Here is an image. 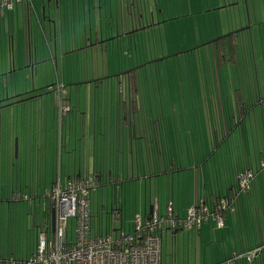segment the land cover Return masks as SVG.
<instances>
[{
    "label": "crops",
    "instance_id": "crops-1",
    "mask_svg": "<svg viewBox=\"0 0 264 264\" xmlns=\"http://www.w3.org/2000/svg\"><path fill=\"white\" fill-rule=\"evenodd\" d=\"M204 1L205 2H203V0H33L29 5L26 3V0H21L19 2L15 1L11 8L0 9V82H7L8 75L14 77L11 83L12 93H19L20 91L21 93L9 98L13 99L14 103H22L28 100H34L35 98L37 99V97L44 95V93L41 92L33 93L35 91L33 81L35 77H37L40 83H43L44 76L50 72L52 67L55 68L56 73L59 68H61L63 72H67L68 70L65 68L68 69L75 66L72 70L74 71L76 69H81V65L84 63V66H92V71H90L92 75H116V79H119L122 74L130 72V69H141V65L147 63L144 62V60H140L141 52L148 58L147 60L153 61V59H157L154 60L156 62H158V57L163 58L162 55L165 51L169 54L170 50L167 43L169 42L171 33L174 31L173 36H175L179 31L177 38L186 34L189 35L188 28L192 29L194 27V22L191 20L195 19L197 15L196 29L193 33L190 32L191 35L194 36L193 39H199L202 42L209 41L210 43L218 37L232 34L234 42L237 43L235 52H238L236 47L242 44L244 50L248 52V57H246L243 52L242 56L249 60V62L242 66L237 53V63L232 67H228L229 69H226L230 82L229 94L227 96L224 94L226 93L224 89H218L217 95L212 94L211 96L209 92H205L209 90L205 88L204 75H210L209 79L213 77L211 69H215V66L211 68L209 65L204 66L200 63L198 69L200 75L203 77L201 84L203 88L201 93L203 97V113L206 112L205 107L210 104L214 106V108H217L218 115L222 116L227 114L228 110L224 113V108L229 106L228 100H232V90L235 87L241 88L244 94L251 99V95L257 93L258 89L259 94H257V98H260V100L255 102V105L260 107L258 109L254 107V116L251 113L252 111H249L248 118L246 117L244 120L246 123L245 135L250 132L255 142H257L256 138H262V142L264 143V112L262 105L264 101V0H262L263 4L260 0ZM209 1L211 5H209ZM240 2L242 3L241 7ZM220 9H224L226 12L222 20H219L214 13L210 14V12H215ZM229 11L232 14L231 17L228 15ZM253 19H255L254 22L252 21ZM206 21L208 22L206 23ZM231 25L234 26L230 27ZM222 27H225L226 30H221ZM200 50L201 47L198 51H195L197 56ZM209 50H211V47H209ZM120 53L122 55H120ZM160 53H162L161 56ZM204 55L207 56L206 53H204ZM121 56L123 58H129L130 61H122ZM117 57L120 60L115 65L112 59ZM258 57H260V62L257 63ZM134 59L136 61H134ZM137 59H139V61H137ZM11 60L14 62L13 65ZM260 63L263 68L262 74L259 70ZM29 66H32L31 70ZM114 66L118 67L117 71L113 70ZM13 68L15 69L13 70ZM140 71L141 70L137 72L139 73ZM18 73H25L29 76L31 73L33 74L31 81L26 77L27 81L30 82V87H26L25 91L20 90L21 87L18 85V81L15 78ZM214 73H216V71ZM108 79H110V77H108ZM92 80L91 82L96 87L103 82L102 78H93ZM57 83H64L65 85L64 78H62L61 82L57 79ZM25 84H27L26 81ZM50 85L41 86L36 90H40L41 88L47 91H50V89L55 90L54 99L44 101L46 105L44 125H47V127L48 124H53V127L57 126L55 133L56 137L53 138L54 145H52L50 141L51 129L48 130V128H45V131L47 129L48 135H44V147L41 146V143L37 150L35 147H29L27 142L24 141V135L22 136L23 139L21 138V153L19 151L20 139L18 137V146L16 147V156L22 155V160L20 161L21 168H27L30 164V169H37L39 171L42 168L44 170L43 184L45 189L52 185L54 180L58 177L60 179L64 177L67 180L71 177L92 175L93 172H99L105 175L107 182L112 184V182L115 181L112 175L114 176V173L118 174L120 162L124 169V162L127 160V169L129 173L130 159L132 166L134 157L137 161L140 160L141 157H145L146 152H144L143 142L137 138L139 132L136 133L135 130L133 132L136 125L134 126L131 124V126L126 129L127 122L136 124V114L138 115V113L141 112L143 113V122L140 120V134L144 135L145 133L143 123H145L147 114H145V111H139L140 93L134 97L132 96V100H130L132 109H129V111L131 113H125L127 110L124 105L129 98L127 97L128 94L125 85L122 83L119 93L122 98H116V102L120 103L119 112H117L116 109L113 111L112 108L115 107L116 104L115 106H111L109 104L113 103V101L106 99L105 103L99 106L102 107V109L99 110L102 126L96 128L95 125L98 122L97 117L95 119L91 118L90 123L87 122L88 104L86 105V110H83L84 113H80L76 110V106L78 107L77 109H81L79 101H77V105L74 106L69 99L68 102L72 109L60 120L56 105V84L53 88H50ZM7 87L8 86L4 89L9 93V87ZM32 88L33 91L30 92ZM2 89V84H0V94L2 93ZM26 95H29L28 97L32 96V98L25 99ZM5 96L7 97V94ZM222 99L227 100L226 105L221 103ZM6 100H8V98ZM102 101L100 102L102 103ZM14 103L6 105V107ZM103 106H105V108H103ZM107 106L109 110H106ZM169 106L171 107V104H169ZM149 111L150 109H148L147 112ZM138 117L140 119V116ZM78 121L81 122L80 136L87 139V133L90 131V138H92V140H86V145H80L79 147H77V142L75 140L73 141L71 138V135H74L77 140L76 129ZM85 124L86 129H84ZM36 132L39 137L38 129H36ZM147 133L150 137V131ZM207 137H209V132ZM13 139L14 137L11 135L9 142L4 147L5 154L9 155L8 163L12 164V166L15 165V160L12 158L14 152L12 147ZM207 139H209V141L211 140V138ZM134 140L136 142V147H133ZM55 142L58 144L56 157ZM210 143L211 142H209V144ZM48 145H52L53 148ZM199 148V150H194V152L198 154L203 153V147L200 145ZM49 149H52L50 163H48V158H46V156L49 155ZM209 150L211 152L213 151L212 146ZM261 152V150L259 152V149L258 151L255 149L256 161L252 164L253 169L258 167L256 165H258V155ZM245 153H247V151ZM42 154H44L43 162L41 161ZM249 154H251V152H249ZM29 155H32V157L29 158ZM125 155L128 156L127 159ZM36 164L37 166H35ZM198 169L199 167L193 164V160L191 159L185 166H182L181 170L177 171L181 173V179L177 182L178 187H182L181 193L184 196L183 201H185L182 206L184 213L195 200ZM167 172L172 173V177H175L174 172L176 171L172 168L168 169ZM36 178L38 180L39 172L36 174ZM22 184L26 185V181L22 180ZM119 185L120 181L116 182V190ZM161 185L162 189L160 190L165 193L167 191L165 190L166 186L164 183H161ZM173 190L174 187L172 188V192ZM14 194H16V191H13L12 194L8 196L2 193L0 195V203L3 204V202H8L10 206L11 202L9 201L15 200L14 202H18L17 197H13ZM25 196L26 195H23L22 198H25ZM145 197L144 195L143 205L146 219L149 206L155 204H151L152 199L150 198L147 203ZM31 198L34 199V197ZM179 199L180 197L175 201V199L172 198V201L178 215H181ZM115 200H118L117 197L114 198V201ZM237 201L236 204L238 208L231 214H229V212L227 213L224 227L217 228L214 221L208 218L199 231L191 232L192 234L188 233L189 235L183 236V244H186V246L184 245V250L185 252L187 251V264L191 259L190 253H193V246H195L194 252H196V256L193 258L195 264H221L233 250L246 248L258 242H264V172H260L259 170L256 172V177L249 191L243 194ZM112 207L113 202L111 204V208ZM138 215H140V213ZM20 216L21 219L19 225H17L19 229L21 227H28V219L25 218L23 226L22 215L20 214ZM32 224L30 230L33 243L32 245L29 243V247L26 246L21 253L22 256H15L18 260L24 261L35 248L36 233L40 228L37 222H33ZM8 228H10V224ZM168 232L171 234L174 241H179L180 233L178 232L177 234L170 229L162 231V240L163 235H167ZM8 257L14 258L13 255L6 256L3 253L0 254V258Z\"/></svg>",
    "mask_w": 264,
    "mask_h": 264
},
{
    "label": "rangeland",
    "instance_id": "rangeland-1",
    "mask_svg": "<svg viewBox=\"0 0 264 264\" xmlns=\"http://www.w3.org/2000/svg\"><path fill=\"white\" fill-rule=\"evenodd\" d=\"M262 2V0H260ZM203 2H205L203 0ZM263 4V2H262ZM209 5H211V2L209 1ZM242 3L240 2V7ZM262 7V6H261ZM217 15L219 20H222L224 16L226 15V12L224 9H220L215 12H210V14ZM209 14V13H208ZM228 15L231 17V12H228ZM200 16V15H198ZM220 16V17H219ZM258 16V15H257ZM196 17L195 19L191 20L194 22V27L188 28L189 35H181L182 37L177 38V35H179V31L175 36L174 31L169 36V42L167 43V46H169V54L165 51L162 55L163 58L158 57V62H151L148 63L142 70V73L145 76L144 84H142L144 87H141V90L144 89V91L147 92L150 105L149 109L151 111H155V109H159V107H163V109L167 112L171 110L174 117L177 120H182L187 122L188 128H187V135L190 136L191 128L192 130H199L204 131V127L207 123V126H209V120L213 124L214 117H208L204 115L203 113V106H202V96L201 93L203 91V88L201 86L202 84V75H200V71L198 67L200 66V63H202L204 66L209 65L213 66L214 58L211 56V53L209 52V41L202 42L199 39H193L194 36L191 35L190 32H194L196 29ZM264 17V16H263ZM264 19V18H263ZM253 22L255 19L252 20ZM208 21H206L207 23ZM264 24V23H263ZM207 26V25H205ZM234 25H231L230 27H233ZM237 26V25H236ZM229 27V26H228ZM225 29V27H222L221 30ZM203 30V29H202ZM226 30V29H225ZM224 30V31H225ZM223 32V31H221ZM226 34V33H225ZM222 35V33H221ZM199 37V36H197ZM179 42H178V41ZM196 40V41H195ZM205 40V39H204ZM177 47V48H175ZM196 47H201V50L197 56V53L195 51L187 52L189 49H194ZM238 50V56L240 63L242 66L249 62V60L246 58L248 57V52L244 50L243 45H238L236 47ZM175 50V51H174ZM258 50V49H257ZM242 52L245 54L246 57L243 58ZM204 53L207 54V56L204 55ZM236 53V54H237ZM162 53H160L161 56ZM167 54V55H166ZM258 54V51H257ZM120 55H122L120 53ZM253 55V52H252ZM122 57V56H121ZM143 52L140 53V60H144V62H148V58H146ZM119 58L112 59L113 64H117L119 62ZM122 61H130L129 58H121ZM157 60V59H153ZM161 60V61H160ZM134 61H136L134 59ZM139 61V59H137ZM142 62V61H141ZM143 62V63H144ZM260 62V57L257 58V63ZM235 64H228L224 67H221L217 70L211 69V73L213 77H210V75H204L205 76V88L209 91L210 96L212 94L217 95L218 89L224 91L226 96L229 94V77L227 76L226 69H229L228 67H232ZM84 63L81 65V69H76L72 71L74 67L71 68H65L68 70L67 72H63L61 68L58 69V72L56 73L55 68L52 67L50 72L47 73L46 76L43 78V83L35 77V80L33 81V87L35 91L33 93H44V95H41V97H37L34 100H28L25 102H19L14 103L7 107H1L0 108V195L3 193L6 196L11 195L13 191H16V194L13 195V197H17L18 202L9 201L10 206L8 205V202L0 203V254L3 253L4 255H13L15 256H22L21 253L24 251L26 246L30 243L32 245V236H31V228L32 223L37 222L38 227L40 230L45 229L47 239H51L53 237V231L50 227V221H49V211L48 206L52 205V202L49 198H45L44 195H46V191L51 187V185L45 189L44 186V170L41 168L39 171L37 169H30V164L27 168H21V160L22 155H17L16 147L18 146L17 137L20 139V153L22 151L21 147V141L23 139L24 135V141L27 142V145L29 147H35L37 150L38 147L45 146V136L48 135L47 129L45 131V128L51 129V136L50 141L51 144L54 145V137H56V128L57 126L53 127V124L44 125L45 120V108L46 105L44 101L47 100H53L54 99V92L55 90L50 89L48 92L46 89L41 88L40 90H36L39 87H44L47 85H50V88H53L55 84L57 83V79L59 81H62V78H64L65 81V88L67 93V99L66 103L70 99V102H72V105L76 106L77 101H79L80 108L76 106V110L80 113H84L83 110H86V105L88 104V113L86 119L87 122L90 123V119H95L97 117L98 122L95 125L96 128H100L102 126V123L100 121V114L99 110L102 109L101 106L103 103H105L106 99H110L113 101V103L109 105L116 106L112 108L113 111L119 112V106L120 103L116 102V98H122L121 95H119L121 91V85L123 82V78L116 79V75H92V66H84ZM214 67V66H213ZM260 73L262 74L263 68L262 64L259 65ZM115 71L118 70L117 66H114ZM141 69H137L139 71ZM80 71V73H79ZM216 71V73H214ZM64 73V75H63ZM115 74V73H112ZM113 76V77H112ZM26 77L29 78V75L22 73L17 74L15 76L16 80L18 81V85L21 87L20 90L25 91L26 87H30V82L27 81ZM108 77H112L108 79ZM12 77L11 75H8L7 82H0L2 84V93L0 94V100L4 99L7 94V97H12L13 95L16 96L21 93H12ZM93 78H102L103 82H101L98 87H96L91 81H93ZM25 81L27 84H25ZM119 83V84H118ZM6 86H8L9 93L4 89ZM68 90V91H67ZM22 91V92H23ZM58 92V91H57ZM32 93V94H33ZM5 94V95H3ZM31 94V93H29ZM257 94H259V91L257 89ZM264 94V93H263ZM5 96V97H4ZM29 95H26L28 97ZM223 96V95H222ZM25 97V98H26ZM24 98V97H23ZM103 100V101H102ZM260 98H256L254 101V105H250L249 111H252V115L254 116V107L255 109H258L260 106L255 105V102H258ZM13 101V100H11ZM40 101V102H38ZM102 101V103L100 102ZM122 101V100H121ZM227 100L222 99L221 103L226 105ZM40 104V105H39ZM171 104V107L169 106ZM252 104V103H251ZM105 108V106H103ZM213 108V106H212ZM106 110H109L108 106ZM213 112V110H212ZM257 115V113L255 112ZM140 116V119L139 117ZM259 116V113H258ZM138 117V118H137ZM143 117V113L136 114V124L127 122V127L132 125H136V128L133 129V132L135 130L136 133L139 132L138 139L143 142L144 145L147 141H149V137L145 138V135H141L140 131V124ZM141 120V121H140ZM58 123V122H57ZM80 125V130H79ZM214 125L216 127V123L214 121ZM190 126V127H189ZM181 128V127H180ZM36 129H38L39 137L36 132ZM84 129H86V124L84 126ZM179 130V129H178ZM77 140L75 139L74 135H71L72 140L77 142V147L80 145H86V140L90 138V131L87 133V139L84 137H81V122L78 121L77 124ZM36 133V135H35ZM183 131H180L179 134ZM14 137L13 139V146L11 142V146L14 149L12 158L15 160V165L12 166V164L8 163L9 155L5 154V145L9 142V138ZM22 138V139H21ZM34 138V140H33ZM36 139V140H35ZM203 140V141H202ZM257 142L253 145L255 149L258 151L264 150V143L262 142V138L258 139L256 138ZM202 143L204 142V138H201ZM200 141V142H201ZM44 142V143H43ZM41 143V144H40ZM52 145L51 146L53 148ZM154 146V144H152ZM202 145L199 143L197 144V149L199 150V146ZM58 144L55 142V157L56 153L58 152ZM133 147H136V142L134 140ZM152 155H145V157H141L140 160H136L134 157V162L132 161L131 166V159L129 162L130 165V172L128 173L127 160L124 162V169L122 168V163L120 162V169L117 173H114L115 181L110 184V182H107V179L105 175L101 179V184L97 187H92L89 190L88 199L90 203L89 212H90V227H91V235L95 236L97 234L105 235L107 233H112L114 235L120 234L121 231H125L128 233L132 227V223L134 221L135 215L140 213L142 217V223L146 221L145 219V211H144V195L146 196V201L148 203L149 198L152 199L151 204H155L158 206L159 214L162 215L166 211V206L169 202L170 198L176 199L180 197L179 199V206H180V214L183 216L184 210L182 209V206L185 201H183L184 196L181 193L182 187H178V180L180 178L179 172H174L175 177H172V173H168L165 170L167 167L170 166V160L167 158V167L163 164L162 160L158 158L159 155L155 154V146L151 148ZM205 155H207L205 153ZM32 155H29V158H31ZM52 157V149H49V155L46 156L48 158V163H50ZM127 155H125V158L127 159ZM180 163L183 165L187 163V159L185 158V154H181L180 156ZM16 158V159H15ZM44 160V154L41 155V161ZM158 160H160L158 162ZM17 161V162H16ZM37 166V164L35 165ZM139 167V168H138ZM39 172V178L37 180L36 174ZM150 175V177H149ZM169 176V177H167ZM149 177V178H148ZM171 178V179H170ZM22 180L26 181V185L22 184ZM55 181V180H54ZM120 181V185L118 186L116 190V182ZM164 181V182H163ZM61 182L64 185L66 182V179L64 177L61 178ZM173 182V183H172ZM161 183H164L165 190H167L165 193H163L162 185ZM26 186V187H25ZM174 187L173 192L171 191ZM23 188V189H22ZM145 189V194H144ZM23 195H26L25 198H22ZM28 195V196H27ZM31 197H34L31 198ZM117 197V199L121 200V218L120 219H112V213H111V204L114 202V198ZM9 199V198H8ZM13 199V198H11ZM102 201V202H101ZM150 204V203H149ZM147 205V210L148 206ZM44 210V212H43ZM22 215V221L23 226L25 222V218L28 219L29 226L24 228L19 227V221L21 219ZM10 220V222H9ZM74 223V220L72 218L68 219L67 226L64 229V238L72 239L74 238V231L72 228V225ZM10 224V228H8V225ZM168 226H165L167 228ZM186 234V232H180L179 241H174L171 234L168 232L167 235H163L162 240V254H161V264H187V251L184 250L183 244V236ZM71 237V238H70ZM68 239V240H69ZM29 247V246H28ZM195 246H193V253H190L191 259L189 260L188 264H195V261L193 258L196 256V252H194ZM3 249V251H2ZM186 255V256H185ZM189 256V255H188ZM222 264V263H221Z\"/></svg>",
    "mask_w": 264,
    "mask_h": 264
},
{
    "label": "trees",
    "instance_id": "trees-1",
    "mask_svg": "<svg viewBox=\"0 0 264 264\" xmlns=\"http://www.w3.org/2000/svg\"><path fill=\"white\" fill-rule=\"evenodd\" d=\"M208 45L212 50H209L211 56L213 53V66H215V70L228 64L237 63L235 52V46H237V43L234 42L232 34L218 37L213 42L208 43ZM199 48L200 47H196V49H189L187 52L198 51ZM149 62L151 64V62L156 61ZM149 62L141 65V71L139 73L136 69H130V72L120 76V79L123 77L122 83L125 85V89L128 94L127 97L129 98L127 102L125 101L126 103L124 107L127 110L125 113H131L129 111V109H132L130 100H132V96L134 97L140 93L139 111H145V114H147L145 117V123H143L145 138L149 137L147 133L148 131H150L151 134L149 137V143L147 141L145 143L146 145L143 144L144 152H146L147 155H152L151 148L155 146V154L159 155L158 158L162 160L166 167L167 158L171 161L169 165L170 167H167L165 170L166 172L171 168L176 172L181 170L182 166H185L191 159L193 160V164H196V166L199 167L197 171L195 200L194 203L185 210V214L183 216L178 215L172 198L169 199V202L172 203L174 215H176L177 218H185L187 210L190 207H194V209L200 214V218L190 227L179 225L175 226L174 228L168 227L167 229L173 230L177 234L178 232H186L185 235L188 233L192 234L191 232L199 231L203 223L208 218H211L214 221L217 228H222L226 224L227 213L229 212V214H231L232 212L236 211L238 208L236 204L238 202L237 200L242 197L243 194L249 191V188L256 177V172L258 170L260 172H264V170H261L259 166V160L261 155L264 153V150L258 155V165H256L258 167L253 169L252 164L256 161V154L254 153L255 149L253 146L255 140H253L251 137L250 132L245 135L246 123L244 120L249 116V107L250 105H254L253 101H255L257 98V93L251 95V99L244 94L241 88H233L232 100H228L229 106L224 108V113L227 112V110L228 113L222 116L218 115L217 108H214V106L212 108V105L208 104L205 107L206 112L204 115L208 117L207 119H209V116L214 117L213 124L209 120V126H207L206 123L204 131H193L191 128L190 131L188 130L190 133V136L188 137V125L186 120H177L171 110L169 112L167 110L166 112L161 106L159 109H155V111L153 109V111L150 110L147 112L149 109L150 100L147 92L144 91V89H142V91L140 90L141 87H144L142 84L146 82L142 70ZM213 66H211V68H213ZM63 86L65 88L64 83ZM60 99L61 93L58 91L56 96L57 108ZM66 99L67 94H64L62 103L69 107V111L67 112L69 113L72 107L69 105V102L66 103ZM11 100L13 99L8 98V100L0 101V106L6 107L5 104L9 105L14 103ZM262 105L264 112V101ZM214 121L216 123V127L214 125ZM180 131H183V134H179ZM208 132L209 137H207ZM201 138H204L203 143ZM207 138H211V140L209 141ZM198 139L199 143L202 144V150H204V152L201 154L194 152V150L197 149ZM209 142L211 143L209 144ZM152 144H154V146ZM211 146L213 149L212 152L209 150L211 149ZM246 151L247 153H245ZM248 151L251 152V154H249ZM182 153L185 154V158L187 159V163L184 165L180 163L179 156ZM205 153L207 155H205ZM159 161L160 160H158V162ZM245 169L252 170L254 172V178L251 181L250 187L248 189L241 190L239 184V175ZM92 176H94L101 184V179L103 177L101 173L93 172ZM221 200L226 202V207L221 208ZM49 210L50 206H48V211ZM115 212L119 213L120 219L121 202L119 200H115L113 202L111 213L113 214ZM48 215L50 219V211ZM217 217L222 219L221 224L217 223ZM263 244L264 242H258L246 248L233 250V252H231L223 262H221L222 264H226L227 261L232 262V264H264ZM259 246H261L259 250L254 255H252L250 251L256 249V247Z\"/></svg>",
    "mask_w": 264,
    "mask_h": 264
},
{
    "label": "built area",
    "instance_id": "built-area-1",
    "mask_svg": "<svg viewBox=\"0 0 264 264\" xmlns=\"http://www.w3.org/2000/svg\"><path fill=\"white\" fill-rule=\"evenodd\" d=\"M15 1L0 0V9L11 8ZM31 4L33 0H26ZM56 90L61 93L58 105L60 120L69 111V107L62 103L66 94L63 83H56ZM261 170H264V153L259 160ZM240 189L250 187L254 172L245 169L239 175ZM100 182L92 175L71 177L63 185L58 177L46 191L45 198L52 202L50 209L55 210V228L53 237L47 239L46 230H37L36 245L33 252L24 261L13 257L0 258V264H161L162 231L165 226L174 228L182 225L190 227L200 218V214L190 207L185 218L174 215L172 203L166 206L164 214L160 215L158 206L153 205L150 216L142 223V217L135 215L132 228L128 233H107L105 235H91L89 190L99 186ZM226 202L221 200V208ZM112 219H119V213L112 214ZM72 218L74 238H64V229L68 219ZM218 224L222 223L220 217L216 218ZM167 227V228H168ZM165 228V229H167ZM264 245V244H263ZM250 251L254 255L260 248ZM226 264H232L227 261Z\"/></svg>",
    "mask_w": 264,
    "mask_h": 264
},
{
    "label": "water",
    "instance_id": "water-1",
    "mask_svg": "<svg viewBox=\"0 0 264 264\" xmlns=\"http://www.w3.org/2000/svg\"><path fill=\"white\" fill-rule=\"evenodd\" d=\"M11 63H12V65H13V60H11ZM30 67V66H29ZM15 68H13V70H14ZM32 69V66L30 67V70ZM32 77H33V74L31 73L30 74V76H29V79H30V81H31V79H32ZM31 91H33V88L30 90V92ZM7 98H9V97H5L4 99H2V100H0V101H4V100H6ZM29 98H32V96H30V97H27V98H25V99H29ZM5 105H7V104H5ZM4 105V106H5ZM1 107V106H0ZM152 210H153V206H149V211H148V215L150 216V214L152 213ZM50 227H51V230L52 231H54V228H55V210L54 209H50Z\"/></svg>",
    "mask_w": 264,
    "mask_h": 264
},
{
    "label": "flooded vegetation",
    "instance_id": "flooded-vegetation-1",
    "mask_svg": "<svg viewBox=\"0 0 264 264\" xmlns=\"http://www.w3.org/2000/svg\"><path fill=\"white\" fill-rule=\"evenodd\" d=\"M27 92H29V91H27Z\"/></svg>",
    "mask_w": 264,
    "mask_h": 264
}]
</instances>
